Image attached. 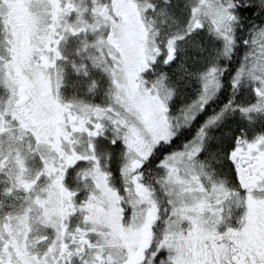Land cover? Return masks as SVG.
Here are the masks:
<instances>
[{"label": "snow or ice", "instance_id": "1", "mask_svg": "<svg viewBox=\"0 0 264 264\" xmlns=\"http://www.w3.org/2000/svg\"><path fill=\"white\" fill-rule=\"evenodd\" d=\"M0 264H264V0H0Z\"/></svg>", "mask_w": 264, "mask_h": 264}]
</instances>
